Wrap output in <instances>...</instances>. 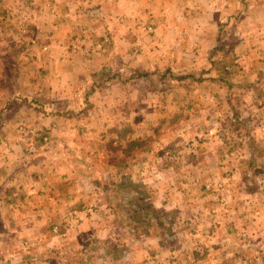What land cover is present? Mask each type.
I'll list each match as a JSON object with an SVG mask.
<instances>
[{
    "label": "crops",
    "instance_id": "obj_1",
    "mask_svg": "<svg viewBox=\"0 0 264 264\" xmlns=\"http://www.w3.org/2000/svg\"><path fill=\"white\" fill-rule=\"evenodd\" d=\"M17 6L31 34L13 38V27L0 24L1 46L26 45L16 58L15 93L9 100L0 96V247L5 251L6 245L10 250L12 227L7 223L15 218L10 210L15 201H22L20 216L26 221L55 217L62 192L50 191V202L41 197L48 188H58L59 181L76 184L81 166L76 156L85 160L84 170L98 166L101 172L114 168L117 173L119 168L122 174L118 153H128L120 143L152 139L159 127L164 131L153 140L159 146L133 147V162L125 167L139 179L140 173L153 172L148 184L159 188L152 195L156 207L181 205L168 200L171 187L188 188L196 183L189 180L193 175L208 182L213 176L206 171L215 170L217 180L229 169L232 181L235 172L245 179L251 170L254 181L264 185V145L258 147L253 132H235L241 126L253 128L251 110L264 115V0H0V11ZM6 51H0V59L9 57ZM78 57L86 60L81 66L74 65ZM33 65L39 69L29 72ZM88 83L93 99L83 98ZM219 120L223 131L212 124ZM141 127L147 129L144 135ZM198 131L204 136L200 140L192 136ZM8 137L20 139L22 148L1 145ZM188 137L187 145H172ZM206 138L215 140L213 152L193 148ZM235 139L249 142L245 146ZM230 141L244 144L239 157L228 158ZM64 196L70 197L68 190ZM189 214L191 219L201 216ZM234 215H225L231 225L227 232H238L233 223L246 219L247 212Z\"/></svg>",
    "mask_w": 264,
    "mask_h": 264
},
{
    "label": "rangeland",
    "instance_id": "obj_2",
    "mask_svg": "<svg viewBox=\"0 0 264 264\" xmlns=\"http://www.w3.org/2000/svg\"><path fill=\"white\" fill-rule=\"evenodd\" d=\"M189 11L186 12L189 13ZM26 19L18 12V6L0 11V21H3L0 24L13 27L14 34L10 35L13 38L21 39V35L31 34L27 33L28 27L24 26L27 24ZM33 31L34 28L32 33ZM25 46L13 43L4 48L0 45V51L6 49V54L9 55V57L0 59L1 98L9 100L15 93L13 92L14 83L18 84L19 76L16 58L20 56L19 51ZM22 61L20 59V63H23ZM27 62L29 65L30 59ZM73 62L74 65L81 66L86 60L79 58ZM3 65L4 68L7 66L5 72L1 69ZM11 66L13 68L9 70ZM111 67H116L114 60H112ZM33 68L39 69L33 65L29 67V72ZM89 84L85 85L82 91L85 99L90 97L93 99V92L90 90L92 85ZM126 98L127 96L124 101L128 100ZM122 108L125 111L129 110L127 101ZM252 112L254 115L251 126L255 127L241 126V129L235 130V132H240L239 134L242 135L253 132L250 136L260 147L261 144L264 145V115L260 111L257 114L254 110H251ZM147 118L149 117L147 116ZM212 124H217V127L223 131L224 128L220 120L217 123L216 121L212 122ZM178 125L180 126V124ZM172 128L175 132L178 130L174 123H172ZM16 129H20L19 123ZM146 130L145 127H141L140 135H144ZM163 131L162 127H159L152 133V139H131L120 143L125 148V153H128L125 157L120 154V150L118 153L117 162L123 166L122 174H120L119 168L117 173L114 168L101 172L98 166L91 168L94 171L84 170L85 160L76 156V160H79L81 164L77 167V173L80 175L76 184L65 185L64 182L59 181L58 188H48L49 192L45 191L43 195H48L47 199L44 196L41 197L43 202H50L54 195L50 191L59 189L60 193L62 192L63 197L54 204L57 215L53 218L47 217L44 219L45 221H41V219H37V221L33 218V220L26 221L20 216L22 201H15L16 203L10 206L15 218H9L7 223L12 227L10 250L6 245L5 251L1 245L0 260L9 261L11 259L10 264H39L41 261H44L45 264H166V262H174L173 264H194L195 262L196 264H229L230 260H238L241 264H244V261L250 262V264H262L264 260V230L262 228L264 227L261 226V222L264 219L259 220H261V216L264 218V185L254 181L255 178L252 176L254 171L247 170L244 179L243 174L235 172V170L232 181H230L232 173L229 169L225 170L224 178L217 180H215V170L206 171L207 174L211 173L213 176L208 182L206 179L200 181L198 175H193L194 177L189 180L191 182L194 179L193 182L196 183L189 184L188 188L175 185V188L171 187V196L168 200L178 201L182 203L181 205L176 204L172 207L159 205L158 208L153 203L152 195H155L159 188L148 184L149 174H153V172L140 173V177L144 176L139 179L137 175L135 177L131 175L130 169L126 170L125 167L133 162L131 161L133 147H137L138 151L152 149L151 142H154L158 134ZM201 133L198 131L192 136L200 140L203 136ZM147 134H151V132L148 131ZM190 139V137L182 138L172 145L176 147L187 145ZM207 139L195 144L193 148L206 147L213 152L215 140ZM1 141H3L1 145L5 143V146H8L11 143H16L15 147L22 148L19 145L20 139L13 140L12 137H8ZM234 141L236 143L245 142V146L249 142L247 139H235ZM32 142L36 141L28 139L29 144ZM105 143L110 144V142ZM154 144L159 146L157 142ZM230 144L233 147L228 150V158L239 157V152L244 144L236 145L233 141H230ZM31 146L33 147V145ZM230 155L232 156L230 157ZM95 157L102 158L98 154ZM104 157L107 158L106 155ZM90 163L89 159L86 164ZM221 173L219 172L218 175ZM189 174L195 173L190 172ZM160 188L163 189L162 186ZM67 190L70 197L64 196V192ZM153 190L154 192H152ZM14 194L17 195L18 192L16 191ZM73 199L74 201H72ZM96 211L99 212L92 215ZM181 212H184L187 217L181 215ZM190 212L200 213L201 216L191 219ZM229 212H234V217L239 213L247 212L246 219H235V224L233 223L234 228L240 229L238 232L235 229L233 232H227L231 225H226L228 221L225 222L224 218ZM17 224H21L23 228L17 227ZM18 229L20 230L17 232ZM50 236L54 237L55 241H52ZM232 264L239 263L232 261Z\"/></svg>",
    "mask_w": 264,
    "mask_h": 264
},
{
    "label": "built area",
    "instance_id": "obj_3",
    "mask_svg": "<svg viewBox=\"0 0 264 264\" xmlns=\"http://www.w3.org/2000/svg\"><path fill=\"white\" fill-rule=\"evenodd\" d=\"M47 139V137H44V140H46ZM31 145H34V143L32 142V143H30Z\"/></svg>",
    "mask_w": 264,
    "mask_h": 264
}]
</instances>
